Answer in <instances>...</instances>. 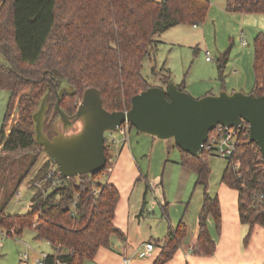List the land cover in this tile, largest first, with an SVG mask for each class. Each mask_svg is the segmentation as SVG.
<instances>
[{
  "label": "trees",
  "instance_id": "1",
  "mask_svg": "<svg viewBox=\"0 0 264 264\" xmlns=\"http://www.w3.org/2000/svg\"><path fill=\"white\" fill-rule=\"evenodd\" d=\"M210 7V0H0V52L8 62L0 63V90L11 94L0 131V179L7 175L12 161L28 153L43 152L36 142L33 117L46 95L50 110L45 131L50 138L55 136V120L51 124L49 121L56 93L64 87H73L77 92L75 97L67 94L61 104L69 116L76 114L75 100L81 101L89 88L101 92L108 112L130 110L132 98L152 87L142 71L148 58L156 59L160 44L157 36L176 26L203 25ZM226 11L264 14V0H228ZM229 53L226 51L217 61L222 83ZM254 56L255 97H260L264 95L263 33L254 40ZM169 81L171 74L163 75V85ZM179 89L185 92V83ZM17 100L21 117L7 135V120ZM67 103L69 107L64 108ZM181 153V165L197 175L196 185L206 193L192 252L211 257L216 252V242L208 222L213 219L220 230V201L207 194L211 176L207 156L195 158ZM106 154L108 162L101 173L67 179L65 187L46 193L51 182L42 189L35 184L47 179L49 159L33 180L29 211L11 216L0 209V230L7 236H12V231L21 235L26 229L34 230L36 240L47 241L55 249L46 257V264H84L93 261L101 248H110L114 236L124 239L114 223L120 193L116 186L98 181L112 168L107 142ZM259 158V148L249 139L242 141L236 156L241 162L242 178L229 166L222 176V183L238 192L240 220L250 228L246 243L256 226L264 228V199L254 198L264 195V167L257 162ZM36 162L37 158L32 167ZM187 235L188 227L183 221L170 227L167 237L159 242L161 253L154 264L172 261Z\"/></svg>",
  "mask_w": 264,
  "mask_h": 264
},
{
  "label": "rangeland",
  "instance_id": "2",
  "mask_svg": "<svg viewBox=\"0 0 264 264\" xmlns=\"http://www.w3.org/2000/svg\"><path fill=\"white\" fill-rule=\"evenodd\" d=\"M210 2L207 20L199 28L181 25L157 36V41L165 45L155 60L150 57L144 62L142 74L152 87H157L163 85V75L170 73L171 81L177 86L185 82L188 94L195 99H199L193 96L197 89L207 88L217 93V89H212L218 85L230 90L229 94H232V89L241 88L235 92L255 97L254 40L259 33L264 34V14L229 13L226 11L228 0ZM256 17L262 18V21H254ZM228 50L229 62L222 83L217 76V61ZM206 52L211 56V63L206 62ZM0 63L8 64L2 52ZM163 86L166 88V85ZM43 93L45 95L46 90ZM10 98L8 91L0 90V131ZM75 101L79 107L82 100ZM18 103L19 100L7 120V135L20 120ZM41 104L40 101L36 112ZM68 107L69 103L64 108ZM58 119L59 116L55 117L54 124ZM106 139L108 144H112L113 140H124V144L113 145L110 154L113 157L112 168L110 172L105 171L98 181L116 186L120 193L115 224L131 239L133 248L138 246L140 249L134 264H154L161 253L159 242L167 237L170 227H177L183 221L188 227V235L182 245L188 244L198 225L206 193L196 185L197 175L181 165L182 153L174 141H160L129 126L108 133ZM36 158L37 162L32 167ZM48 162L49 157L42 151L25 154L22 159L11 162L7 175L0 179L3 185L0 188V209L4 208L5 214L24 215L29 211L34 196L33 180ZM207 163L211 170L207 194L219 199L221 214L222 210L225 214L232 212L237 204L238 193L222 183L228 162L207 156ZM51 167L54 166L51 164ZM208 228L213 239H218L222 225L218 230L210 218ZM12 232V236H7L5 231L0 230V264H23L26 257L34 264L44 256L54 254L53 245L36 240L34 230L26 229L21 235ZM249 234L250 228L247 227L242 239L244 248L250 251L258 249L259 245H253L252 242L255 239L260 244L262 240L260 249H263L264 228L256 226L246 243ZM147 243L154 247V251L149 254L146 253ZM118 251L115 253L120 256ZM197 257L190 255L186 259L181 246L168 264H195ZM96 260L100 263L103 261L100 256Z\"/></svg>",
  "mask_w": 264,
  "mask_h": 264
},
{
  "label": "water",
  "instance_id": "3",
  "mask_svg": "<svg viewBox=\"0 0 264 264\" xmlns=\"http://www.w3.org/2000/svg\"><path fill=\"white\" fill-rule=\"evenodd\" d=\"M75 97L73 87L56 93V102L49 124L55 136L45 131L50 110L49 95L34 114L36 142L42 146L59 174L66 179L101 173L107 165L106 135L123 126H132L140 133L160 141H174L184 153L202 158L203 145L218 126H249V141L255 144L264 163V95L254 97L242 92L209 95L195 99L169 81L164 87H151L132 98L128 111L108 112L103 107L101 92L89 88L74 116L61 109L66 95Z\"/></svg>",
  "mask_w": 264,
  "mask_h": 264
},
{
  "label": "crops",
  "instance_id": "4",
  "mask_svg": "<svg viewBox=\"0 0 264 264\" xmlns=\"http://www.w3.org/2000/svg\"><path fill=\"white\" fill-rule=\"evenodd\" d=\"M255 15H262V14H255ZM254 21L260 22L262 21V18L256 17ZM193 27L199 28V26H193ZM159 43L160 44L158 46L157 55L161 51V48L165 45L164 43H161V42ZM207 53L209 52H206V55ZM207 63H211V62H207ZM217 72H218L217 76L219 78L218 67H217ZM184 83L185 82L179 83L178 86ZM157 87H164V86L159 84ZM186 89L187 87L185 85V92H187ZM215 89H217V93H213L214 91H209V89L207 88H200L196 90V95H193V96L194 97L197 96L196 98H203L209 95L216 96L224 91L228 93L231 92L230 90L228 91V89H226V87L222 85H218L214 87L212 90H215ZM232 90L235 93V91L241 90V88L232 89ZM113 141L115 142V144L116 143L117 144L119 143V145H121V143L124 144V140H122L121 142H117V140H113ZM123 151L124 149L122 150V153ZM233 208H234L233 211L228 212L227 214H225V212L222 210V233L218 239L216 240L213 239L216 242L215 254L211 257H199L198 256L197 260L194 261L195 264H264V242H263V249H260V246H262V240H261V244L255 239L252 241L253 245L254 243L256 246L259 245V247H257L258 249L256 250L250 251L249 249L244 248L242 239L244 238L246 234V229L248 226L243 225L241 223L239 209H238V197H237V204ZM198 232H199V224L194 229L193 234L188 241V244L182 245V248H184V251H185L186 259H188L190 255H194L192 250L197 242ZM124 236H125L124 239L118 236H114L112 238L111 247L108 249L101 248L98 255H96L95 259L93 261H90L89 264H134L136 262L137 257L140 255L139 253L140 249L138 248V246L133 248L131 239L126 237L125 234ZM147 244H151V243H147ZM117 251L120 253V256L116 255L115 252ZM99 256L103 260L101 263L96 260ZM125 260H129V263H126Z\"/></svg>",
  "mask_w": 264,
  "mask_h": 264
},
{
  "label": "built area",
  "instance_id": "5",
  "mask_svg": "<svg viewBox=\"0 0 264 264\" xmlns=\"http://www.w3.org/2000/svg\"><path fill=\"white\" fill-rule=\"evenodd\" d=\"M206 60L207 62L212 61L209 53H207ZM247 139H249V126L247 123H242V125H240L237 128H226L223 126H218L215 130L210 132L208 140L203 145V155L215 156V157L226 160L228 162L230 171H232L235 175L238 176L239 179H241L242 178V172H241L242 166H241L240 160H236V156H237L240 143ZM114 144H115L114 141L112 142V144L107 143V148L110 154L112 152V148ZM260 161H261V164L259 165L264 167L262 158L257 159V162L260 163ZM109 165L110 166L113 165L112 155H110V158H109ZM48 182H51V185H50V189L46 193H49L53 189L65 187L67 185V179L63 178L59 174L56 166L51 167L48 171L47 179L44 180L43 182L36 183L35 187L37 189H42V187L46 185ZM242 187L245 188V185H242ZM254 198L256 200H263L264 195L263 194L258 195ZM74 205H76V202L74 203ZM153 249L154 247L152 244L146 245V251L148 254L151 253ZM46 257L47 256H44L42 259L37 260L34 264H46L45 262ZM125 262L129 263V260H125ZM23 264H31L29 262L28 257L25 258V261H23ZM57 264H60V263L57 262Z\"/></svg>",
  "mask_w": 264,
  "mask_h": 264
},
{
  "label": "flooded vegetation",
  "instance_id": "6",
  "mask_svg": "<svg viewBox=\"0 0 264 264\" xmlns=\"http://www.w3.org/2000/svg\"><path fill=\"white\" fill-rule=\"evenodd\" d=\"M55 120V119H54ZM54 137V136H53Z\"/></svg>",
  "mask_w": 264,
  "mask_h": 264
}]
</instances>
